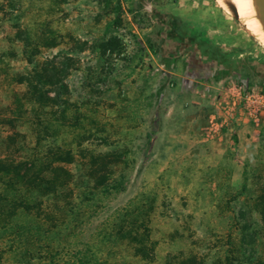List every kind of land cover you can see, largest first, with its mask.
<instances>
[{
	"label": "rangeland",
	"instance_id": "rangeland-1",
	"mask_svg": "<svg viewBox=\"0 0 264 264\" xmlns=\"http://www.w3.org/2000/svg\"><path fill=\"white\" fill-rule=\"evenodd\" d=\"M203 4L245 31L215 0H0V157L70 174L31 192L49 220L12 244L0 232V264H69L86 245L108 264H264V108L252 118L236 91L264 89L214 97L162 63L179 7ZM26 47L62 71L46 106L17 82Z\"/></svg>",
	"mask_w": 264,
	"mask_h": 264
},
{
	"label": "crops",
	"instance_id": "crops-1",
	"mask_svg": "<svg viewBox=\"0 0 264 264\" xmlns=\"http://www.w3.org/2000/svg\"><path fill=\"white\" fill-rule=\"evenodd\" d=\"M175 16V33L166 40L162 63L178 78L214 97L238 83L264 89V46L257 39L206 4L181 6ZM225 103L224 121L231 126L235 100Z\"/></svg>",
	"mask_w": 264,
	"mask_h": 264
},
{
	"label": "trees",
	"instance_id": "trees-1",
	"mask_svg": "<svg viewBox=\"0 0 264 264\" xmlns=\"http://www.w3.org/2000/svg\"><path fill=\"white\" fill-rule=\"evenodd\" d=\"M23 53L26 61L32 64V68L20 76L18 83H24L26 90L23 93V99L28 103L39 106H46L48 103L55 102L58 97V90H64V85L60 83L59 75L62 71L57 70L49 61L35 62L34 53L29 51V48H24ZM60 84L58 88L54 89L55 96L50 97L48 94V87H55ZM9 126L12 121H8ZM232 140L236 143V136L232 135ZM57 157L53 159L56 162L70 163L71 152L65 151L63 156L61 152H56ZM65 178L61 183H57V175L55 169L49 167L44 163L36 164L35 160L15 161L0 157V232L7 238V241L12 244L14 241L20 240L23 234L31 233L37 230L41 224V218L48 221L49 218L41 215V198H35L32 193H38L40 197L48 193L56 192V188L68 182L70 176L68 171H63ZM103 191L107 194L118 192L122 189L121 183L109 184L99 182ZM26 191L28 193L26 194ZM19 212L25 214H32L31 221L20 222ZM121 229V228H120ZM119 230V229H118ZM74 260L69 264H108L105 261L97 260L90 246L84 248H77L73 252Z\"/></svg>",
	"mask_w": 264,
	"mask_h": 264
},
{
	"label": "bare ground",
	"instance_id": "bare-ground-1",
	"mask_svg": "<svg viewBox=\"0 0 264 264\" xmlns=\"http://www.w3.org/2000/svg\"><path fill=\"white\" fill-rule=\"evenodd\" d=\"M217 6L234 16L244 30L264 46V0H215Z\"/></svg>",
	"mask_w": 264,
	"mask_h": 264
},
{
	"label": "built area",
	"instance_id": "built-area-1",
	"mask_svg": "<svg viewBox=\"0 0 264 264\" xmlns=\"http://www.w3.org/2000/svg\"><path fill=\"white\" fill-rule=\"evenodd\" d=\"M236 91L242 95L241 109L247 110V113L251 115L252 118H256L264 108V94L253 91L245 85L239 86Z\"/></svg>",
	"mask_w": 264,
	"mask_h": 264
},
{
	"label": "water",
	"instance_id": "water-1",
	"mask_svg": "<svg viewBox=\"0 0 264 264\" xmlns=\"http://www.w3.org/2000/svg\"><path fill=\"white\" fill-rule=\"evenodd\" d=\"M262 30L264 31V21L260 23Z\"/></svg>",
	"mask_w": 264,
	"mask_h": 264
}]
</instances>
